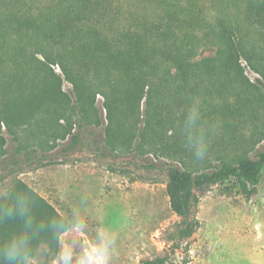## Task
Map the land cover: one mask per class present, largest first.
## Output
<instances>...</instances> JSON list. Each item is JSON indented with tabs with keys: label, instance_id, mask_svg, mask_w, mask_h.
Here are the masks:
<instances>
[{
	"label": "trees",
	"instance_id": "1",
	"mask_svg": "<svg viewBox=\"0 0 264 264\" xmlns=\"http://www.w3.org/2000/svg\"><path fill=\"white\" fill-rule=\"evenodd\" d=\"M215 1L226 11L213 24L203 0H0V152L6 133L16 140L24 132L65 136L75 123H102L99 94L113 145L150 137L173 153V135L196 150L210 143L216 122L234 132L243 108L255 111L250 88L264 97V84L253 83L241 62L264 77V0ZM203 47L214 53L196 59ZM54 65L73 94L63 90ZM176 149L184 150L180 143ZM263 168L264 153L258 161L197 174L172 167L168 193L188 234L193 188L235 180L249 194ZM70 227L52 203L17 179L0 197V264H25L42 244L57 256Z\"/></svg>",
	"mask_w": 264,
	"mask_h": 264
},
{
	"label": "rangeland",
	"instance_id": "2",
	"mask_svg": "<svg viewBox=\"0 0 264 264\" xmlns=\"http://www.w3.org/2000/svg\"><path fill=\"white\" fill-rule=\"evenodd\" d=\"M214 2L203 0L202 5L207 21L213 24L226 11ZM213 53L203 47L196 59ZM241 62L247 77L263 89V75L245 59ZM53 67L63 77V90L73 94L61 67ZM259 91L254 87L248 91L258 99L255 111L244 107L234 132L227 134L223 124L216 122L210 143L196 150L186 138L174 135L173 153L150 137L147 143L135 137L129 144H110L107 110L100 94L96 102L100 124L80 127L75 123L72 133L65 136L56 131L24 132L16 140L6 133V151L0 152V197L21 179L71 222L60 237L57 256L48 255L47 245L42 244L25 264H97L98 260L144 264L155 258H161V264H264V168L260 181L248 184L249 194L235 180L193 188L191 235L187 220L172 208L168 193L172 167L197 174L260 160L264 97ZM174 110L180 114L183 106ZM143 124L139 120L136 125ZM179 143L184 150L178 153Z\"/></svg>",
	"mask_w": 264,
	"mask_h": 264
},
{
	"label": "clouds",
	"instance_id": "3",
	"mask_svg": "<svg viewBox=\"0 0 264 264\" xmlns=\"http://www.w3.org/2000/svg\"><path fill=\"white\" fill-rule=\"evenodd\" d=\"M97 264H102V260H98L97 261Z\"/></svg>",
	"mask_w": 264,
	"mask_h": 264
}]
</instances>
